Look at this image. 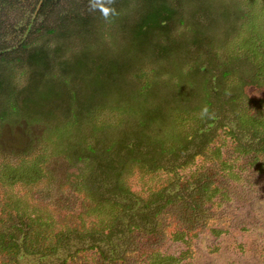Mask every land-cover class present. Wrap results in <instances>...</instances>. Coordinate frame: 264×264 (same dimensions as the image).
<instances>
[{
    "label": "trees",
    "instance_id": "trees-1",
    "mask_svg": "<svg viewBox=\"0 0 264 264\" xmlns=\"http://www.w3.org/2000/svg\"><path fill=\"white\" fill-rule=\"evenodd\" d=\"M102 18L118 33L109 43L98 37ZM227 47L238 57L222 61ZM185 54L195 60L183 67ZM22 123L46 127L47 146L0 162V264H70L86 253L123 263L130 235L151 233L169 206L182 205L184 225L199 218L214 195L203 174L187 183L181 172L198 159L226 165L223 136L264 165V0H0V134L18 144ZM57 155L85 198L72 220L11 191L41 185ZM135 170L168 181L142 197L127 185ZM183 258L154 252L149 264Z\"/></svg>",
    "mask_w": 264,
    "mask_h": 264
},
{
    "label": "rangeland",
    "instance_id": "rangeland-1",
    "mask_svg": "<svg viewBox=\"0 0 264 264\" xmlns=\"http://www.w3.org/2000/svg\"><path fill=\"white\" fill-rule=\"evenodd\" d=\"M235 1L239 2V0ZM190 10L192 8L187 7V11L190 12ZM114 27L109 19L102 18L101 26L98 27V37L104 43H109L111 37L118 35ZM178 31L180 32L181 29ZM230 41L231 50L234 47L238 48L235 36L230 37ZM219 53H221L220 59L225 61L227 60L225 55L232 54L233 57H238L236 55L240 52H229L227 47L219 50ZM182 59L185 61L183 67L195 60L194 54H185ZM160 65L167 66L163 62L158 66ZM233 65L237 68L241 64L236 60L232 63ZM226 80L232 83L234 76L231 75ZM244 80L242 77L243 83ZM245 89H247L246 86ZM224 115L227 117L228 113ZM222 119V116H218L216 121ZM223 121L227 128L233 126L235 129L233 120L231 122L227 117ZM22 124L18 130L20 129L19 133L23 132V138L18 144L12 139L10 142L7 141L12 131L6 128L1 131L0 162L11 160L15 164L18 161L17 157L22 154L20 151L30 149L31 152L28 155L39 154L40 150L47 146L44 140L46 127ZM225 132L217 133L222 135ZM243 137L246 143L250 142V137L245 135ZM246 143L244 142L243 145ZM216 145L220 148L219 161L225 162L226 165L221 166L214 161V158L210 160V163L198 159L197 163L181 172L182 178H185L184 181L187 183L191 182L190 175L203 174L204 182L210 188L209 195H214L210 203L200 204L199 218L192 215L193 223L186 222L184 225L182 205L176 203L169 206L159 216V223L151 233L130 235L132 244L128 247L130 249L123 246L122 249L124 252L125 249L127 250V255L125 254L123 263L120 264H149L150 255L154 252L174 257L185 254V258L178 264H264V165L252 164L254 161L252 156L245 157L237 153L234 143L225 136ZM247 145H252V142ZM197 168L201 169L196 170ZM46 170L48 178L41 185L33 189L15 187L11 191L23 198L28 197L50 212L56 211L62 214L65 220H72L75 214L80 216L85 206V198L77 193L73 183L69 182V165L65 157L57 155L51 158L46 165ZM168 177L162 172L152 176L135 170L126 180L131 191L146 197L148 188L161 186L168 181ZM191 183L186 188L184 186L189 194L193 192ZM1 190L3 189L0 188V203H2L3 195ZM188 225H191V228H188ZM183 233L184 241L174 238L176 234ZM90 257L89 253L83 254V257L78 254L70 264H94Z\"/></svg>",
    "mask_w": 264,
    "mask_h": 264
},
{
    "label": "snow or ice",
    "instance_id": "snow-or-ice-1",
    "mask_svg": "<svg viewBox=\"0 0 264 264\" xmlns=\"http://www.w3.org/2000/svg\"><path fill=\"white\" fill-rule=\"evenodd\" d=\"M104 12H105V14H107L108 13V9H104Z\"/></svg>",
    "mask_w": 264,
    "mask_h": 264
},
{
    "label": "clouds",
    "instance_id": "clouds-1",
    "mask_svg": "<svg viewBox=\"0 0 264 264\" xmlns=\"http://www.w3.org/2000/svg\"><path fill=\"white\" fill-rule=\"evenodd\" d=\"M205 111H207V109H205Z\"/></svg>",
    "mask_w": 264,
    "mask_h": 264
}]
</instances>
